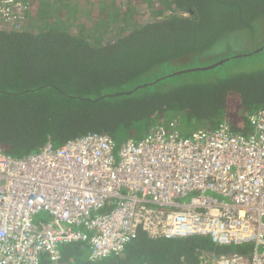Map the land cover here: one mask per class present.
<instances>
[{
	"label": "trees",
	"instance_id": "16d2710c",
	"mask_svg": "<svg viewBox=\"0 0 264 264\" xmlns=\"http://www.w3.org/2000/svg\"><path fill=\"white\" fill-rule=\"evenodd\" d=\"M159 1L166 3L159 8L164 15L143 23L132 17L139 0L99 1L109 18L117 10L115 26L98 34L93 0H57L67 9L77 6L79 23L61 24L62 12L54 21L38 9L29 27L0 31L2 149L21 158L89 131L120 143L171 123L187 134L223 125L248 133L250 116L264 108V49L254 52L264 41L253 49L247 43L264 30V0ZM224 58L212 69H194ZM87 249L64 244L62 260L215 264L222 254L248 255L252 245H219L205 235L153 239L140 231L120 253L91 259ZM42 264L52 263L44 257Z\"/></svg>",
	"mask_w": 264,
	"mask_h": 264
},
{
	"label": "built area",
	"instance_id": "2783aa9c",
	"mask_svg": "<svg viewBox=\"0 0 264 264\" xmlns=\"http://www.w3.org/2000/svg\"><path fill=\"white\" fill-rule=\"evenodd\" d=\"M28 11L29 2L0 0V31L25 28ZM249 121L248 133L153 126L121 144L89 131L21 158L0 146V264H42L44 257L69 264L61 248L75 242L100 259L123 251L140 231L251 244L249 264H264V108ZM40 212L48 220H37ZM245 258L214 257L216 264Z\"/></svg>",
	"mask_w": 264,
	"mask_h": 264
},
{
	"label": "rangeland",
	"instance_id": "374dc122",
	"mask_svg": "<svg viewBox=\"0 0 264 264\" xmlns=\"http://www.w3.org/2000/svg\"><path fill=\"white\" fill-rule=\"evenodd\" d=\"M95 2V6H94V12L93 14L96 13V20L97 21V24L96 26L94 27H100L99 28V31L97 32L98 33H101L103 29H105V27L107 25H109L111 23V25H114L116 24V19L113 18L114 17V14L116 13V10L115 9L113 12H111L110 14H112V18H109V14H105V12L101 11L103 7V5L101 6V0H93ZM124 1V0H123ZM139 4L136 5V10L135 12L137 13V15H132L133 19H136L138 21H140L141 23L147 21V20H152L154 18H161L164 13L160 14L159 13V8L161 6H166V3H161L159 0H155V4L152 6V3L151 1L149 0H139ZM28 2V1H27ZM32 4H31V3ZM125 3H123L122 5H124ZM74 7L73 8H70V9H67V8H64L65 5L64 4H60V3H57V0H30L29 1V11H28V17H31L35 14V10L37 11L38 9H40L41 11H48L47 12V15H46V18L47 19H53L54 21L56 20L55 18H58L60 12L63 13V16L62 18L60 19L61 21V24H64V21L65 22H70L71 21H74V22H78L79 23V16L76 15L75 12H77L78 8L76 5H73ZM167 7V6H166ZM127 10V8L125 7L124 8V11ZM156 11V12H154ZM154 13H157L159 14V16L155 15ZM166 14H170L169 11L165 12ZM91 15V14H89ZM88 15V16H89ZM91 17V16H90ZM102 19H106V20H102ZM129 22V20H128ZM72 25V24H71ZM64 26V25H63ZM113 26V27H114ZM29 27V25H28ZM75 27V26H74ZM7 31H11V30H7ZM104 31V30H103ZM261 33V34H259ZM264 33V30L258 32V35L254 38V39H251V40H248V46L251 47L252 49L261 45L262 44V36L260 35H264L262 34ZM264 37V36H263ZM147 130L145 132H143L142 134H128V135H125L123 137L122 140H125V139H128V138H140L139 136H144L146 134ZM182 134H187V133H184L183 130H181ZM190 133V132H189ZM122 142L118 143V144H121ZM48 213H45V212H40L38 214V216L36 217V219H44V220H48ZM88 253H90V249H87L86 250V253L88 255ZM214 262H216L215 259H213Z\"/></svg>",
	"mask_w": 264,
	"mask_h": 264
},
{
	"label": "water",
	"instance_id": "95a60500",
	"mask_svg": "<svg viewBox=\"0 0 264 264\" xmlns=\"http://www.w3.org/2000/svg\"><path fill=\"white\" fill-rule=\"evenodd\" d=\"M263 49H264V45L261 46L259 49L255 50L254 52H258V51H261ZM252 53L253 52L245 53L244 55H251ZM238 56H240V55H238ZM228 60H229V58H224V59H221V60L217 61L216 63L210 64L208 66L198 67V68H194V69H202V70L212 69V68H214V67H216L218 65L223 64L224 62H226Z\"/></svg>",
	"mask_w": 264,
	"mask_h": 264
},
{
	"label": "crops",
	"instance_id": "0c3cea01",
	"mask_svg": "<svg viewBox=\"0 0 264 264\" xmlns=\"http://www.w3.org/2000/svg\"><path fill=\"white\" fill-rule=\"evenodd\" d=\"M245 259H244V263L243 264H249V259H250V252L248 253V255H245ZM216 264V262H214Z\"/></svg>",
	"mask_w": 264,
	"mask_h": 264
}]
</instances>
